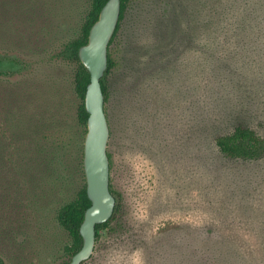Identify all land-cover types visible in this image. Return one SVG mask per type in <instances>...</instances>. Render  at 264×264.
<instances>
[{"label": "rangeland", "instance_id": "rangeland-1", "mask_svg": "<svg viewBox=\"0 0 264 264\" xmlns=\"http://www.w3.org/2000/svg\"><path fill=\"white\" fill-rule=\"evenodd\" d=\"M35 1L36 22L0 14V52L28 63L0 75V101L31 91L39 115L68 121L72 161L84 142L76 63L60 51L91 0ZM111 52L107 107L114 122L126 111L108 148L122 217L82 264H264V154L232 158L216 143L238 125L264 136V0H132ZM83 182L77 174L36 208L27 232L0 234L5 264L71 260L57 215Z\"/></svg>", "mask_w": 264, "mask_h": 264}, {"label": "trees", "instance_id": "trees-1", "mask_svg": "<svg viewBox=\"0 0 264 264\" xmlns=\"http://www.w3.org/2000/svg\"><path fill=\"white\" fill-rule=\"evenodd\" d=\"M107 1L91 0L80 33L66 42L60 51L63 56L76 63L75 90L80 100L77 109V127L84 142H81L77 155L72 161L69 155L71 144L68 145L67 139L62 137V134L66 133L67 126L69 127L68 121H64L58 115L48 117L39 115V101L31 91L27 94L22 91L17 94L13 92L9 98L0 101V234L3 238L11 236L10 234L16 235L17 230L27 232L28 217L31 213L36 208L38 210L39 207L45 208L56 191H65L74 176L82 173L84 182L77 187L74 197L60 206L57 219L72 238L71 243L65 247L68 254L72 257L83 246L81 224L86 209L91 205L84 169V143L89 118L85 96L91 81V73L79 56V48L88 41L90 29L99 18L100 11ZM131 2L132 0H121L120 20L109 44L108 68L101 79L111 138L116 128L122 125L123 114L126 118V111L121 110L114 122V117L107 107L111 96L107 76L116 66L111 45L121 30L122 21ZM10 7L30 17L28 20L32 23L36 22L37 15L34 14H39V11L35 0H0L1 15L8 13L5 10ZM3 28H5L4 24L0 21V31ZM8 37V34L0 35V42H7ZM27 66L28 63L17 55L0 52V75H13ZM216 143L222 153L232 158L255 159L264 154V136L253 127L246 125H238L233 131L219 135ZM108 153L111 174L114 160L109 149ZM111 181L112 177L110 187L117 203L110 219L97 224L96 243L102 237V230L114 229L113 222H121V219L120 221L118 219L121 216L122 200L117 197L116 194L119 192L114 189ZM69 262L70 260H66L58 264H69ZM0 264H5L1 256Z\"/></svg>", "mask_w": 264, "mask_h": 264}, {"label": "water", "instance_id": "water-1", "mask_svg": "<svg viewBox=\"0 0 264 264\" xmlns=\"http://www.w3.org/2000/svg\"><path fill=\"white\" fill-rule=\"evenodd\" d=\"M120 15L121 0H108L90 29L88 41L79 48V56L91 73L85 96L89 118L84 143V169L91 205L86 209L81 224L83 246L72 256L69 264H81L93 254L96 246V226L110 219L117 203L110 187L108 148L111 129L105 110L101 79L108 68L109 44Z\"/></svg>", "mask_w": 264, "mask_h": 264}]
</instances>
